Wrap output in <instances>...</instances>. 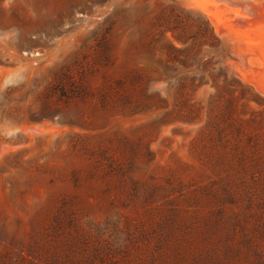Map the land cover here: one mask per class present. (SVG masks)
<instances>
[{
  "label": "rangeland",
  "instance_id": "374dc122",
  "mask_svg": "<svg viewBox=\"0 0 264 264\" xmlns=\"http://www.w3.org/2000/svg\"><path fill=\"white\" fill-rule=\"evenodd\" d=\"M0 264H264V0H0Z\"/></svg>",
  "mask_w": 264,
  "mask_h": 264
},
{
  "label": "bare ground",
  "instance_id": "6f19581e",
  "mask_svg": "<svg viewBox=\"0 0 264 264\" xmlns=\"http://www.w3.org/2000/svg\"><path fill=\"white\" fill-rule=\"evenodd\" d=\"M247 3V2H246ZM238 12V11H237ZM259 12V11H258ZM229 14V13H228ZM209 15V14H208ZM213 15V14H212ZM216 23V22H215ZM220 23V22H219ZM262 24V23H261ZM250 39V38H249ZM243 58V57H242Z\"/></svg>",
  "mask_w": 264,
  "mask_h": 264
}]
</instances>
